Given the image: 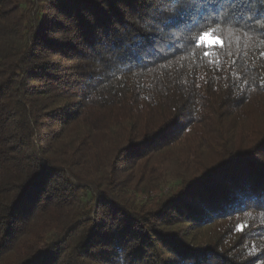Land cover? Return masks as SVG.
<instances>
[{
	"label": "trees",
	"instance_id": "16d2710c",
	"mask_svg": "<svg viewBox=\"0 0 264 264\" xmlns=\"http://www.w3.org/2000/svg\"><path fill=\"white\" fill-rule=\"evenodd\" d=\"M262 54L264 0H0V264H264Z\"/></svg>",
	"mask_w": 264,
	"mask_h": 264
},
{
	"label": "snow or ice",
	"instance_id": "6c2138e0",
	"mask_svg": "<svg viewBox=\"0 0 264 264\" xmlns=\"http://www.w3.org/2000/svg\"><path fill=\"white\" fill-rule=\"evenodd\" d=\"M196 44L199 47L203 48H223L226 45V42L223 36L217 35L214 29H209L203 31L196 40ZM204 55L207 57L210 55L209 52L205 51ZM264 55V54H262Z\"/></svg>",
	"mask_w": 264,
	"mask_h": 264
},
{
	"label": "rangeland",
	"instance_id": "374dc122",
	"mask_svg": "<svg viewBox=\"0 0 264 264\" xmlns=\"http://www.w3.org/2000/svg\"><path fill=\"white\" fill-rule=\"evenodd\" d=\"M175 184H176V182L174 181V179L173 178H170L169 179V181H168V183H167V187H166V189H170V188H172V187H174L175 186Z\"/></svg>",
	"mask_w": 264,
	"mask_h": 264
}]
</instances>
